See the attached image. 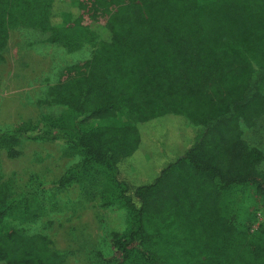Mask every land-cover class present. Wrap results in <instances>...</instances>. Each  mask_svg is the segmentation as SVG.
<instances>
[{
  "label": "trees",
  "instance_id": "obj_1",
  "mask_svg": "<svg viewBox=\"0 0 264 264\" xmlns=\"http://www.w3.org/2000/svg\"><path fill=\"white\" fill-rule=\"evenodd\" d=\"M18 27L68 52L95 48L47 88L44 103L66 117L0 129V153L70 146L81 158L58 191L100 174L128 226L101 264H264V155L240 130L264 114V0H0V62ZM122 112L133 122L114 123ZM11 213L45 211L0 174V224ZM66 262L43 234H0V264Z\"/></svg>",
  "mask_w": 264,
  "mask_h": 264
},
{
  "label": "rangeland",
  "instance_id": "obj_2",
  "mask_svg": "<svg viewBox=\"0 0 264 264\" xmlns=\"http://www.w3.org/2000/svg\"><path fill=\"white\" fill-rule=\"evenodd\" d=\"M94 49L84 44L68 52L46 42V34L38 30H11L0 62V129L27 120L43 128L50 119L66 117L64 107L44 103L47 88L64 67L89 59ZM113 122H133V117L122 112ZM240 130L242 139L264 155V114L251 127L241 124ZM19 150L21 154L14 159L0 153V174L13 187L16 199L34 196L45 214L34 221H20L11 213L0 224V234L11 227L28 235L43 234L56 251L66 255V264H101V257L113 255L116 243L127 232V213L117 202L107 204L110 191L101 188L100 174L94 181L58 191L55 182L81 156L61 141H23ZM260 169L264 170V161ZM145 178L150 176L138 172L135 181ZM257 211L258 222L263 221L264 205Z\"/></svg>",
  "mask_w": 264,
  "mask_h": 264
}]
</instances>
